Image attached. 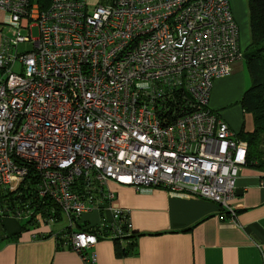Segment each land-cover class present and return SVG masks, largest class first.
<instances>
[{"label":"built area","instance_id":"2783aa9c","mask_svg":"<svg viewBox=\"0 0 264 264\" xmlns=\"http://www.w3.org/2000/svg\"><path fill=\"white\" fill-rule=\"evenodd\" d=\"M0 12L10 27L0 46V194H20L32 170V200L55 202L71 228L107 212L97 234L67 236L83 264H95L102 232L132 231L108 180L212 200L236 222L230 201L248 143L208 105L214 81L243 58L229 0H110L91 12L87 0H0ZM21 43L31 48L16 52ZM50 212L32 222H53ZM8 214L35 212L0 204Z\"/></svg>","mask_w":264,"mask_h":264},{"label":"crops","instance_id":"0c3cea01","mask_svg":"<svg viewBox=\"0 0 264 264\" xmlns=\"http://www.w3.org/2000/svg\"><path fill=\"white\" fill-rule=\"evenodd\" d=\"M229 1L241 42L248 45L246 5L243 0ZM8 19L0 12V46L10 34ZM244 68V60H238L230 75L216 79L208 101L210 109L237 133L253 129H246L248 115L240 103L245 91ZM263 176L262 169L244 166L240 170L230 201L235 223L212 200L163 187L136 190L107 181L106 188L115 195L113 205L128 212L132 234L121 240L99 238L91 248L95 264H264ZM87 213L80 224L86 227L97 226L98 217H108L103 209ZM26 221L11 214L0 218V264H83L78 252L62 246L55 236L68 225L32 227ZM44 233L49 235L39 236Z\"/></svg>","mask_w":264,"mask_h":264},{"label":"trees","instance_id":"16d2710c","mask_svg":"<svg viewBox=\"0 0 264 264\" xmlns=\"http://www.w3.org/2000/svg\"><path fill=\"white\" fill-rule=\"evenodd\" d=\"M43 1L48 2V0ZM246 4L250 41L243 52V57H245L244 62L250 78V85L245 89L240 103L244 112L252 115L253 129L251 131L242 130L238 133V136L248 143L246 166L264 170V0H246ZM41 5L45 6V3L41 2ZM185 100H187V97L181 102ZM28 176L30 179L26 180L25 184L18 189L20 194L16 195L12 191L2 192L0 194V204L7 205L12 209L16 206L23 207L28 204L31 210L33 206L35 213L41 212L43 216H47L52 211L54 221L59 220L62 212L55 202L52 200H44V202L42 200H32V184L36 183L37 178L32 176V170ZM25 219L32 227L38 226V224L32 222V215ZM76 225L78 226L77 230L97 234V226L86 227L78 223ZM71 231H73L72 228L66 226L61 232L55 234L60 244L62 246L66 245L70 249L71 245L67 236ZM102 234L106 235L104 238H107L109 231L106 230ZM131 234L123 238L113 237L112 239L121 240L128 238ZM48 235V233H44L39 236L43 238Z\"/></svg>","mask_w":264,"mask_h":264},{"label":"rangeland","instance_id":"374dc122","mask_svg":"<svg viewBox=\"0 0 264 264\" xmlns=\"http://www.w3.org/2000/svg\"><path fill=\"white\" fill-rule=\"evenodd\" d=\"M110 0H87V3H88V7H89V12H91L92 8L94 5L98 4V3H106ZM244 1V5H246V10H247V4H246V0H243ZM246 24H247V30H246V37H247V43H249L250 41V33H249V23H248V16L246 15ZM38 36V28L37 27H34L32 29V38H36ZM240 43H241V48L243 50L246 49L247 47V44H242L241 42V32H240ZM31 46L30 44H27V43H21L18 45L17 47V51L16 52H24L25 50H28L30 49ZM15 52V51H14ZM243 60L245 59V57L242 58ZM243 75H244V78H245V89L247 87H249L250 85V78H249V75H248V72L246 70V68H244V72H243ZM248 116L246 117L247 118V122H246V129H249V127L253 126V118H252V115L250 113H246ZM250 117V118H249ZM109 181V180H108ZM88 214V213H84L81 215L80 219L78 220V223L79 224H83L84 223V217L85 215ZM33 217H35L36 219L37 218H41V213L40 212H36L35 214L32 215ZM100 219V220H99ZM20 220H23V219H20ZM101 218L98 217V222L100 223L101 222ZM24 221V220H23ZM51 223H54V222H51ZM50 223V224H51ZM55 227H61V226H65V225H68V220L67 218L64 216L59 222H55L54 223Z\"/></svg>","mask_w":264,"mask_h":264}]
</instances>
